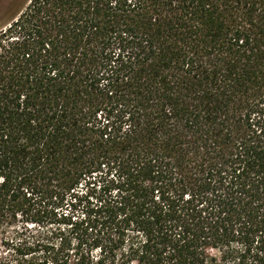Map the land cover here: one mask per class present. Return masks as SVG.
Instances as JSON below:
<instances>
[{
	"label": "trees",
	"instance_id": "16d2710c",
	"mask_svg": "<svg viewBox=\"0 0 264 264\" xmlns=\"http://www.w3.org/2000/svg\"><path fill=\"white\" fill-rule=\"evenodd\" d=\"M0 264H264V0L12 9Z\"/></svg>",
	"mask_w": 264,
	"mask_h": 264
},
{
	"label": "rangeland",
	"instance_id": "374dc122",
	"mask_svg": "<svg viewBox=\"0 0 264 264\" xmlns=\"http://www.w3.org/2000/svg\"><path fill=\"white\" fill-rule=\"evenodd\" d=\"M24 1L25 0H0V29L7 24L10 11L19 7ZM14 3L15 5L13 6Z\"/></svg>",
	"mask_w": 264,
	"mask_h": 264
}]
</instances>
